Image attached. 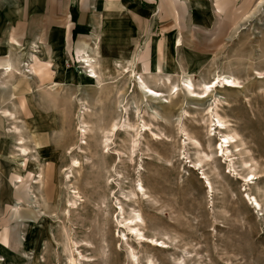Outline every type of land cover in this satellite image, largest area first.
Masks as SVG:
<instances>
[{
	"label": "rangeland",
	"instance_id": "374dc122",
	"mask_svg": "<svg viewBox=\"0 0 264 264\" xmlns=\"http://www.w3.org/2000/svg\"><path fill=\"white\" fill-rule=\"evenodd\" d=\"M3 6L0 67L25 60L0 70V264H264V0Z\"/></svg>",
	"mask_w": 264,
	"mask_h": 264
},
{
	"label": "bare ground",
	"instance_id": "6f19581e",
	"mask_svg": "<svg viewBox=\"0 0 264 264\" xmlns=\"http://www.w3.org/2000/svg\"><path fill=\"white\" fill-rule=\"evenodd\" d=\"M93 49V48H92ZM83 57V60H81L83 63H85L86 64V66L88 67V68H90V70H91V74H92V77L91 78H93V79H96V80H100V76L97 74V72L95 71V69H94V59L93 58H91L88 54H86L85 56L83 55L82 56ZM94 57V56H93ZM96 61V60H95ZM134 65V64H133ZM131 68H132V66H131ZM8 69L9 70H11L12 69V67H11V65H10V67H8ZM8 69H6V70H8ZM126 69V68H125ZM13 70V69H12ZM18 71V70H17ZM127 73H129L130 75H131V70H129V69H126L125 70ZM90 74V75H91ZM131 77H133L134 79H135V86H136V88H137V91L139 92V95H140V97H143V96H145V97H148L150 100H152V99H157L160 95H161V93L156 89V88H154V87H152V86H150L149 84H148V82H147V80L145 79V77L142 75V74H139V73H135V74H132L131 75ZM160 77V76H159ZM166 77V76H165ZM217 78V77H216ZM223 80V79H222ZM224 80L226 81V82H224L223 84L225 85V87L226 86H228V87H231V86H236V81L234 80V79H232L231 77H229V76H225L224 77ZM219 82V81H218ZM184 83H185V86H186V90L191 94V96L192 97H196V98H200V97H209V96H211V94H212V92L214 91V88H217L218 86V84H215V83H217V81L216 82H214V84H211V85H209V84H206L205 85V87H204V89H203V95H201V94H197V93H195L196 92V90H194L193 88H194V84H193V82H192V80L191 79H189V77H188V79L187 80H185L184 81ZM225 83H227V84H225ZM154 84V83H153ZM156 86H162V87H167V88H169V94L170 95H178L181 91H182V89L183 88H181V84H174V83H172V81H171V78L168 76L166 79H163L162 80V78L161 79H156ZM125 111L127 112V113H129V111H130V109L129 108H125ZM139 111H140V108L139 107H137L136 108V111H135V113L137 114V113H139ZM220 123H222L221 121H220ZM113 126H112V128L110 129V132H115V131H117L118 132V130H120V128L118 127L117 128V124H112ZM127 126L129 127V128H127L129 131H134L135 130V128H134V124H131V123H128L127 124ZM222 128H224V124L222 123L221 125H220ZM85 127V126H84ZM127 129H124V130H126L127 131ZM87 130H84V134H87ZM23 136V135H22ZM20 138H22V137H20ZM225 140L222 142V144L223 143H225L226 144V146H230V144L233 142V137L232 136H230V135H226L225 136V138H224ZM21 140V139H20ZM221 147H222V145H221ZM27 148V147H26ZM223 148V147H222ZM223 150V149H222ZM22 151V150H21ZM25 151V149L23 150V152ZM26 153V152H25ZM21 154H23V153H21ZM24 155H26V154H24ZM73 166H77V164H76V160L74 161V165ZM41 174V173H40ZM41 176V175H40ZM70 177H71V175H69V179H70ZM255 177L252 175L251 176V178H246V180H252V179H254ZM74 194H77L75 191H74ZM77 196L78 195H76V196H73V199L72 200H70L69 201V204H72L74 207L73 208H75V206H76V204H77V201H78V199H76L77 198ZM80 198V197H79ZM252 198V197H251ZM250 198V199H251ZM254 200H253V204H255V207H258V208H261L262 206H261V203L259 202V200L257 199V197H254L253 198ZM141 217H140V215L139 214H137L135 217H133L129 222H128V225H127V227L130 229L129 231L131 232V233H133V235L134 234H136L137 236H140L139 237V239L140 238H144L143 236H142V234L140 233V230H139V228L137 227L138 225H139V223L141 222ZM120 223H121V225L120 226H123V227H125L124 225H125V223H124V221H120ZM127 223V222H126ZM152 240H154V239H152ZM157 243V245L159 246L160 244H162V246L164 247V242H160L159 243V241H157L156 242ZM72 264H75V262L73 261L72 262Z\"/></svg>",
	"mask_w": 264,
	"mask_h": 264
},
{
	"label": "crops",
	"instance_id": "0c3cea01",
	"mask_svg": "<svg viewBox=\"0 0 264 264\" xmlns=\"http://www.w3.org/2000/svg\"><path fill=\"white\" fill-rule=\"evenodd\" d=\"M83 1H87V0H81V2H83ZM0 2L2 4H4L3 7H5V8H8L10 5H13L14 3H18L19 8L22 10L26 9L27 12H29L32 8H34V9L35 8H41L45 12L47 10V8H49V7L55 6L56 8H59L63 11H64V9L69 7L70 12L76 11V14L73 13L76 17V23L79 24V22H80L81 12H79V7H78L79 0H0ZM46 6H47V8H46ZM43 16H48V14L45 13ZM73 27H75V26H73ZM74 30L76 31V28H73L72 34H73ZM0 31H1V27H0ZM176 41H177V45L179 46V44H178L179 39L177 38ZM15 45H20L19 46L20 48L22 46L19 41H16ZM33 46L37 47V45H33ZM19 47L15 46V49L19 50ZM83 55L85 56L86 54H83ZM82 56H81V58H83ZM24 60L25 59H21L19 62H16V63L11 62V60H9L7 63L3 64L0 67V70H3L4 78H7L6 80L11 81L12 79L10 78V76L14 75V73H13L14 68H17L18 66H20L21 62ZM10 65H11L13 70L8 69V67H10ZM6 69H8V70H6ZM33 75H35V73H33ZM23 78H27V77H23ZM21 89L24 91V93H25V90H30L29 87H27V89L25 87L21 88ZM50 89L52 92L55 91L58 93V90L60 89V84L57 81H55V82H53V85L50 86ZM14 98H15V96H14ZM19 101L21 102V107H22L23 112L26 114L27 111L24 109L25 104H26V99L23 98L22 100L20 99ZM9 115H10V112L7 110H4L2 112V115H0V117H1V119H4V118L10 119Z\"/></svg>",
	"mask_w": 264,
	"mask_h": 264
},
{
	"label": "trees",
	"instance_id": "16d2710c",
	"mask_svg": "<svg viewBox=\"0 0 264 264\" xmlns=\"http://www.w3.org/2000/svg\"><path fill=\"white\" fill-rule=\"evenodd\" d=\"M73 35L76 36V31L74 30Z\"/></svg>",
	"mask_w": 264,
	"mask_h": 264
}]
</instances>
